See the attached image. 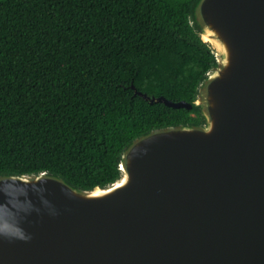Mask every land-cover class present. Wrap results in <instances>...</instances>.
<instances>
[{
  "label": "water",
  "instance_id": "1",
  "mask_svg": "<svg viewBox=\"0 0 264 264\" xmlns=\"http://www.w3.org/2000/svg\"><path fill=\"white\" fill-rule=\"evenodd\" d=\"M192 24L205 122L138 137L104 188L0 175V264H264V0H199Z\"/></svg>",
  "mask_w": 264,
  "mask_h": 264
},
{
  "label": "trees",
  "instance_id": "2",
  "mask_svg": "<svg viewBox=\"0 0 264 264\" xmlns=\"http://www.w3.org/2000/svg\"><path fill=\"white\" fill-rule=\"evenodd\" d=\"M198 1L0 0V175L104 188L138 137L203 124L194 103L217 58Z\"/></svg>",
  "mask_w": 264,
  "mask_h": 264
}]
</instances>
